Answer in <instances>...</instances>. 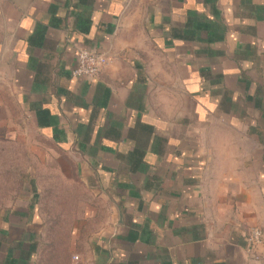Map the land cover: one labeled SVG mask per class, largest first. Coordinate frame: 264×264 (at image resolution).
I'll return each instance as SVG.
<instances>
[{
	"label": "crops",
	"instance_id": "obj_1",
	"mask_svg": "<svg viewBox=\"0 0 264 264\" xmlns=\"http://www.w3.org/2000/svg\"><path fill=\"white\" fill-rule=\"evenodd\" d=\"M0 117L67 186L0 206V264H264V0H0Z\"/></svg>",
	"mask_w": 264,
	"mask_h": 264
},
{
	"label": "rangeland",
	"instance_id": "obj_2",
	"mask_svg": "<svg viewBox=\"0 0 264 264\" xmlns=\"http://www.w3.org/2000/svg\"><path fill=\"white\" fill-rule=\"evenodd\" d=\"M33 134L20 133L19 135L23 137L21 140L24 141L20 143L17 133L0 131V206L9 201L19 186L22 187L24 183L29 182L30 186L34 187L37 182V186L43 188L46 193L51 189L60 193L54 202L53 214L55 218L65 220L67 186L63 180L55 178L49 170L52 166L50 164L51 148L45 143H33ZM9 189L11 196L7 197L6 193ZM54 198L50 196L48 203Z\"/></svg>",
	"mask_w": 264,
	"mask_h": 264
},
{
	"label": "built area",
	"instance_id": "obj_3",
	"mask_svg": "<svg viewBox=\"0 0 264 264\" xmlns=\"http://www.w3.org/2000/svg\"><path fill=\"white\" fill-rule=\"evenodd\" d=\"M107 64V58L103 54H98L89 50L79 49L76 54V66L71 75L76 79L94 80ZM262 234L258 229L251 231L249 241L258 244Z\"/></svg>",
	"mask_w": 264,
	"mask_h": 264
}]
</instances>
